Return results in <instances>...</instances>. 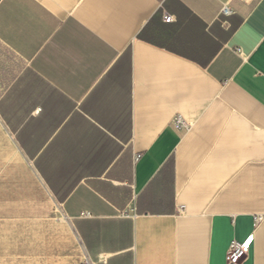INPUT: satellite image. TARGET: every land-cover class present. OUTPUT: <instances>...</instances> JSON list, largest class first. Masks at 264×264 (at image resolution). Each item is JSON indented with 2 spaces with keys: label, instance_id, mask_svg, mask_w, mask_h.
Segmentation results:
<instances>
[{
  "label": "crops",
  "instance_id": "0c3cea01",
  "mask_svg": "<svg viewBox=\"0 0 264 264\" xmlns=\"http://www.w3.org/2000/svg\"><path fill=\"white\" fill-rule=\"evenodd\" d=\"M250 236L264 264V0H0V264Z\"/></svg>",
  "mask_w": 264,
  "mask_h": 264
},
{
  "label": "built area",
  "instance_id": "2783aa9c",
  "mask_svg": "<svg viewBox=\"0 0 264 264\" xmlns=\"http://www.w3.org/2000/svg\"><path fill=\"white\" fill-rule=\"evenodd\" d=\"M222 14L228 16L230 14V10L227 7L222 9ZM166 22L171 21V17H165ZM176 127L182 128L184 127V122L182 121L181 117H177L174 121ZM253 236H250L246 241L243 243H239L233 241L230 243L227 253H226V262L227 264H241L243 260L246 258L249 250L250 245L252 242Z\"/></svg>",
  "mask_w": 264,
  "mask_h": 264
}]
</instances>
